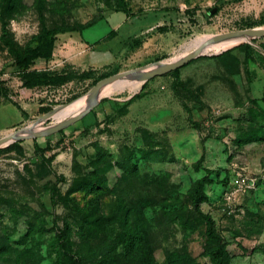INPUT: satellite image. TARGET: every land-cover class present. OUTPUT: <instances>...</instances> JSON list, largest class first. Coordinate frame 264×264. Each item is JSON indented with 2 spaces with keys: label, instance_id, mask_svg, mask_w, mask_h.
Returning a JSON list of instances; mask_svg holds the SVG:
<instances>
[{
  "label": "rangeland",
  "instance_id": "rangeland-1",
  "mask_svg": "<svg viewBox=\"0 0 264 264\" xmlns=\"http://www.w3.org/2000/svg\"><path fill=\"white\" fill-rule=\"evenodd\" d=\"M22 4L7 16L0 2V81L9 95L0 98V139L37 125L41 108L58 109L42 129L67 121L72 104L104 78L180 59L215 35L264 27V0ZM46 30L57 32L52 57L37 67L88 78L20 91L15 57ZM176 70L125 81L76 122L0 146V264H59L65 223L79 264H97L100 251L117 264H145L123 250L124 218L145 236L138 258L211 264L196 192L230 264H264V35ZM94 176L106 189L77 190ZM235 179L246 187L235 188ZM101 218L95 229L85 224Z\"/></svg>",
  "mask_w": 264,
  "mask_h": 264
},
{
  "label": "trees",
  "instance_id": "trees-1",
  "mask_svg": "<svg viewBox=\"0 0 264 264\" xmlns=\"http://www.w3.org/2000/svg\"><path fill=\"white\" fill-rule=\"evenodd\" d=\"M1 2V14L10 16L11 13H21L24 9L22 0H0ZM67 29H60V32H65ZM77 29H73L75 31ZM57 32L46 30L36 36L29 45H27L22 54L17 55L14 60V67L17 68V76L21 82L20 91H27L33 89H41L44 87H58L66 83H69L74 78H88V73H82L81 75H73L69 72L64 73H49L43 69L37 67L38 60L49 61L52 57V51L54 48ZM112 33H110V36ZM249 48L248 45L245 46ZM227 53V52H226ZM224 53V54H226ZM177 71V70H175ZM173 71V72H175ZM77 76V77H76ZM0 98L9 99L8 91L0 81ZM51 111V108L45 107L41 109L42 114H46ZM125 172H128L125 170ZM97 189H106L105 180L99 179L98 176L92 177L90 180L82 181L77 185V190L88 193H94ZM104 192V191H101ZM204 199V198H203ZM202 200L200 192H196L193 197V203L196 212L199 214L201 219L205 223V236L210 242L211 248L207 253L211 264H230L229 255L226 250L222 247V240L217 235L215 222L209 216L201 213L198 209V204ZM101 221H93L85 219V224L91 229H95L105 221L101 218ZM125 235L122 238L121 244L125 254L129 258H137L145 262V264H153L151 257L138 258L136 251L140 249L144 242L145 236L140 230H136L131 227L127 218H124L121 222ZM71 226L68 223L64 224V229L57 233L56 242L59 247V264H79V253L74 250V243L71 241ZM89 247L87 246L88 251ZM101 257L97 264H117V260L114 256L108 252H99Z\"/></svg>",
  "mask_w": 264,
  "mask_h": 264
},
{
  "label": "water",
  "instance_id": "water-1",
  "mask_svg": "<svg viewBox=\"0 0 264 264\" xmlns=\"http://www.w3.org/2000/svg\"><path fill=\"white\" fill-rule=\"evenodd\" d=\"M248 34L250 36H252L253 38H256L258 36L264 35V30H255V29H251V30H245V31H239V32H233V33H228V34H221V35H215L212 36L211 38L207 39L204 42H201V44L195 49L194 52L185 55L184 57L178 59L175 62H156L153 65L150 66H146L137 70H131V71H127L124 73H120V74H116L107 78L102 79L101 81H99L98 83H96L91 90L89 91L88 95H90L91 98L94 97V95L96 94V92L105 84L107 83H111L115 80L121 79V78H132V79H138L140 81H143L142 84H144L145 82H147L148 80L156 77V76H161L167 73H170L176 69H179L180 67H182L183 65L187 64L188 62H190L191 60H193L194 58H197L199 56H202V52L204 49H206L207 47H209L212 43L227 39V38H231V37H235V36H242ZM107 98H101L96 102H92L84 111H82L81 113H79L78 115H76L75 117H72L70 119H68L67 121H64L62 123H60L58 126H54V127H50L49 129H45L42 130L41 132L37 133L38 134H44L46 132L48 133H52L55 131L60 130L62 127L71 124L73 122H76L78 119H80L84 113H86L87 111H89L90 109H92L97 103L106 100ZM58 109H52L51 111H49L48 113L42 115L36 124H38L39 122L41 123H45L46 121H48L49 119L52 118V116L55 114V112ZM20 131H17L15 134H18ZM36 136V134H34ZM32 135V136H34ZM32 136H19L17 137L14 141H17L19 139H23V138H27V137H32ZM10 136H6L2 139H0V145L8 140Z\"/></svg>",
  "mask_w": 264,
  "mask_h": 264
},
{
  "label": "bare ground",
  "instance_id": "bare-ground-1",
  "mask_svg": "<svg viewBox=\"0 0 264 264\" xmlns=\"http://www.w3.org/2000/svg\"><path fill=\"white\" fill-rule=\"evenodd\" d=\"M260 30H264V27H262ZM251 40H252V36H250L248 34H245V35H242V36H235V37L227 38V39L212 43L209 47H207L206 49L203 50L202 54H210L212 52L213 53H220L222 51H225L227 49L229 50L230 48H232L234 46H237V45H240L242 43L251 42ZM204 41H206V40L199 41L200 43L197 42L198 45L196 46V48L201 44V42H204ZM190 53H192V52H190ZM177 60H174V61H171V62H175ZM167 63H170V62H167ZM125 81H127V82L138 81V85L143 83V81H140L138 79H132V78H129V77L121 78V79L115 80V81H113L111 83H107L104 86H102L96 92V94L94 95L93 98H91L90 95H87V96H84V97L80 98L76 102H74L72 104V106H73V111L72 112L74 114L73 117H75L76 115H78L79 113L84 111L92 102H96L99 99L104 98V97H106V98L110 97L116 91V89L121 84H123ZM68 107H70V106H68ZM68 107L65 106V107H63L64 109L62 108V110H60V111H63L65 109H67ZM57 114H58V111H56L55 114L52 117L56 116ZM60 123H62V122H60ZM42 130H44V129H42L40 127V125H38V124L30 126V127L26 128V129H23L18 134H15L16 132L11 134V137L8 140L4 141L0 146L9 145L10 143H12L19 136H32L34 134H37V133L41 132Z\"/></svg>",
  "mask_w": 264,
  "mask_h": 264
},
{
  "label": "built area",
  "instance_id": "built-area-1",
  "mask_svg": "<svg viewBox=\"0 0 264 264\" xmlns=\"http://www.w3.org/2000/svg\"><path fill=\"white\" fill-rule=\"evenodd\" d=\"M232 185L237 188L238 190H241L243 188H245L246 186L244 185V183H242L240 180L235 179L232 183Z\"/></svg>",
  "mask_w": 264,
  "mask_h": 264
},
{
  "label": "crops",
  "instance_id": "crops-1",
  "mask_svg": "<svg viewBox=\"0 0 264 264\" xmlns=\"http://www.w3.org/2000/svg\"><path fill=\"white\" fill-rule=\"evenodd\" d=\"M41 109H42V108H41ZM41 109H40V111H41ZM21 114H22V117H23V116L26 115V112L23 111V112H21ZM22 117H21V118H22ZM22 120H23V118H22ZM6 130H7V129H6Z\"/></svg>",
  "mask_w": 264,
  "mask_h": 264
}]
</instances>
